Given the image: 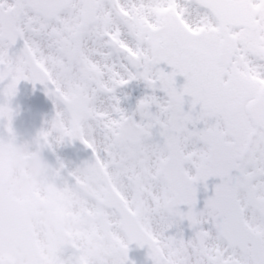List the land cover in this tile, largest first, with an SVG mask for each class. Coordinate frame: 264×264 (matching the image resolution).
Listing matches in <instances>:
<instances>
[{"label":"snow or ice","instance_id":"obj_1","mask_svg":"<svg viewBox=\"0 0 264 264\" xmlns=\"http://www.w3.org/2000/svg\"><path fill=\"white\" fill-rule=\"evenodd\" d=\"M141 79L166 99H141L137 121L115 91ZM21 80L63 104L39 135L45 145L67 137L92 150L89 178L69 175L107 223L103 250L94 237H54L40 258L31 211L57 194L60 169L18 196L0 156V264H129L133 243L153 264H264V0H0L3 94ZM4 118L11 138V110L0 106ZM132 144L140 164L115 172ZM210 177L219 183L198 207L197 185ZM184 221L190 239L168 234Z\"/></svg>","mask_w":264,"mask_h":264},{"label":"clouds","instance_id":"obj_2","mask_svg":"<svg viewBox=\"0 0 264 264\" xmlns=\"http://www.w3.org/2000/svg\"><path fill=\"white\" fill-rule=\"evenodd\" d=\"M44 145L40 136L31 143H17L14 138L0 142V156L4 159L5 167L2 180L7 190L25 196L47 187L46 182L52 177L54 169L42 155ZM142 159V150L134 144L129 145L116 161L114 171L130 173ZM92 171V165H87L79 169V175L87 180ZM31 215L45 234L59 239L89 233L99 224L95 212L89 214L80 190L67 183L58 188L54 197L39 196Z\"/></svg>","mask_w":264,"mask_h":264},{"label":"rangeland","instance_id":"obj_3","mask_svg":"<svg viewBox=\"0 0 264 264\" xmlns=\"http://www.w3.org/2000/svg\"><path fill=\"white\" fill-rule=\"evenodd\" d=\"M164 66V63H161V65H159L160 68ZM26 81L27 80H21L18 83L17 87L20 93L19 101L15 100L14 103H11L14 107L11 111V138H14L15 142L17 143H31L40 135L42 131L49 130L51 128V123L56 116V112L59 109H62L61 106L53 100L40 97V95L36 90H34L32 85ZM125 86L127 88V93L130 95L128 111L136 103V105L132 107L130 116L136 117L137 119H140L139 113L137 112L138 102L145 96L155 95L161 100L166 99L165 94L162 91L149 87L147 83L142 79L131 80L130 83L126 84ZM121 90H123V88L120 89V91ZM115 96L119 99L120 108L124 110L126 114L127 111L124 102L127 101L129 97H121V95H119L118 93V88L115 91ZM188 108V106H185L186 110ZM151 110L153 112L157 111L156 106L153 105ZM37 125L38 131L35 128ZM7 126V118L0 119V138L4 140L10 138L7 131ZM202 126L203 125H200V127ZM69 142L70 139L65 137L61 142L52 141L51 147L47 145H44L42 147L43 157L48 161L53 169H60V177L56 180V184L58 187H63L65 182H67L70 187L73 186L75 181L74 178L69 175V173H72L76 169L83 167L77 160H75V158L71 154L69 150ZM61 165H64V167L61 168ZM192 171H194V169H192ZM80 192L86 201V207L89 214L95 212L96 216L98 217L99 224L93 231L89 233L76 234L73 236L85 238L94 237L97 247L103 250L107 221L100 210L91 203V201L84 195L81 190ZM37 226V232L35 233L34 237V247L37 255L40 258L47 259L53 254V250L50 248L48 242L50 239L54 238V236L45 234V232L41 230L38 224ZM190 231L194 234V230L188 226V222L184 221L179 228L171 229L168 234L177 235L182 232L183 238L185 240H188L193 236L190 234Z\"/></svg>","mask_w":264,"mask_h":264}]
</instances>
